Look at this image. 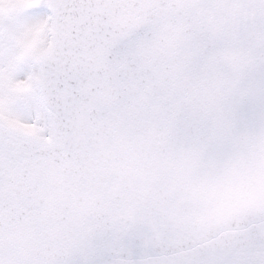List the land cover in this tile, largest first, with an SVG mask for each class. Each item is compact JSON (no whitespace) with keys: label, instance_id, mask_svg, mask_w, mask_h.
I'll return each mask as SVG.
<instances>
[{"label":"snow or ice","instance_id":"snow-or-ice-1","mask_svg":"<svg viewBox=\"0 0 264 264\" xmlns=\"http://www.w3.org/2000/svg\"><path fill=\"white\" fill-rule=\"evenodd\" d=\"M0 264H264V0H0Z\"/></svg>","mask_w":264,"mask_h":264}]
</instances>
